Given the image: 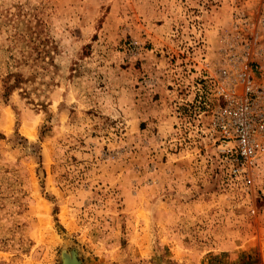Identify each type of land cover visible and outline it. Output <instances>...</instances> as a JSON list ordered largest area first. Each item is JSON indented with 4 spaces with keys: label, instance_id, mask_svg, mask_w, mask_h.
Listing matches in <instances>:
<instances>
[{
    "label": "rangeland",
    "instance_id": "374dc122",
    "mask_svg": "<svg viewBox=\"0 0 264 264\" xmlns=\"http://www.w3.org/2000/svg\"><path fill=\"white\" fill-rule=\"evenodd\" d=\"M245 64L264 0H0V264H264L197 89Z\"/></svg>",
    "mask_w": 264,
    "mask_h": 264
},
{
    "label": "built area",
    "instance_id": "2783aa9c",
    "mask_svg": "<svg viewBox=\"0 0 264 264\" xmlns=\"http://www.w3.org/2000/svg\"><path fill=\"white\" fill-rule=\"evenodd\" d=\"M253 74L245 64L229 80L203 75L197 88L206 82L218 102L211 110L205 137L230 179L247 185L264 177V108L260 105L264 89Z\"/></svg>",
    "mask_w": 264,
    "mask_h": 264
},
{
    "label": "water",
    "instance_id": "95a60500",
    "mask_svg": "<svg viewBox=\"0 0 264 264\" xmlns=\"http://www.w3.org/2000/svg\"><path fill=\"white\" fill-rule=\"evenodd\" d=\"M61 264H80L73 256L69 257L62 254Z\"/></svg>",
    "mask_w": 264,
    "mask_h": 264
}]
</instances>
